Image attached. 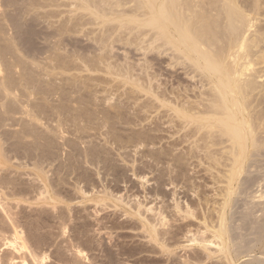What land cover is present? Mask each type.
I'll list each match as a JSON object with an SVG mask.
<instances>
[{
    "label": "bare ground",
    "instance_id": "1",
    "mask_svg": "<svg viewBox=\"0 0 264 264\" xmlns=\"http://www.w3.org/2000/svg\"><path fill=\"white\" fill-rule=\"evenodd\" d=\"M44 2L46 3V1ZM50 2H53V0L52 1L49 0V3ZM79 2H81L80 7L79 8L77 7V9H83L82 11H87L86 13L87 15H90L89 16L91 17L90 19H92V17L94 19L93 23H96L97 25H101V27L102 26L105 27V25H108L109 23H114L112 28H108L107 31L105 29V31L106 33L109 32L111 37L113 34L116 33L115 40L117 42L119 41V43L121 42V44L123 43V44L135 45L136 48L143 50L144 55H148L147 53L150 54V52L152 53V51H155V53L157 52V55L159 54L167 55L165 57L169 58L170 62H168V65H170V67L171 66H179V67L181 66L186 76L188 75L192 80H194V78L197 79V80L195 79L194 85L192 84L193 83L192 80H190L191 81L190 84H192L193 87H191L192 85L190 84H188L190 86H187V85L182 86L181 83L183 81L180 80L182 82H179L176 88L170 87L171 89H169V88L164 87L160 89V86L155 87L152 83L153 80L155 81L157 80L154 78L155 77L154 74L151 77L150 74L147 73L146 71V69L148 70V68H142L143 67L142 66L141 67L142 70L140 69V71L141 72L146 71V73L148 74L147 75L148 78L147 80H145L146 81L145 85H138L137 86L138 88L135 86L137 90L139 91V95H140V92H144V94L149 98L147 102L140 104L143 111H145V113L146 112L147 113L156 112L160 114L162 113V115L158 114L161 117L160 119L166 118V121L164 120V123L166 122L170 125L172 123V126H168V127L174 128L175 133L181 132L182 134L181 136L184 138V141H187V143L189 141L191 144V147H190V144L188 143L189 144L188 147H190L189 148L190 150L188 149L187 153H186V149L184 152L177 154L178 153L177 151H176L177 153L175 152L173 153V149L171 147H170L171 149L162 147L163 149H160L161 150L160 152L151 151L152 153H149L150 155L152 154L151 158L155 159L156 161L159 160V162L160 160L161 161L164 160L165 162H170V163L172 162L173 168L177 167L175 168V169H178L177 171L181 170L183 172V170L185 169V168L183 169L184 165H186V168H187V165L189 163V162L187 163L188 157H185V156H189V154H191V156L194 155L193 157H195L197 155L196 153L201 152L203 153V155L200 156L201 154L199 153L200 154V155L198 154L199 157H196V158L202 157V159H198L199 161L197 163L201 161L200 163L206 166L205 169H208L209 171L218 169L219 171L218 170L217 171L219 172V174L223 173L222 174L223 179L221 180V182H223L224 185L221 186L222 187L221 189L219 188L220 191L219 190L218 191L220 193L217 192L218 196L220 195L221 198L220 200H217V201L215 200L213 204L215 205L217 204V207H213V209H211L213 210V212H215V215L212 217V215L211 216L210 214L206 215L204 212L203 214L205 215L202 217L203 223H204L203 225H205V228L207 231H209V234L205 235L202 233L201 235L193 236L187 240L193 243L195 242L196 244L200 245V247L204 251V254L206 255V256L204 255L205 259L203 255L200 256L203 253V251L198 247L200 251H202V253L199 255L197 254L195 255L193 253L190 255L188 254L187 258L185 259L186 263L187 262L188 263L189 262L202 263L204 260H207L208 262L210 261L209 264H214V263L215 264H264V80L258 81L259 78H262L264 76L262 74L264 72V69L261 68L260 70L258 68H255L257 67V65L261 63L264 64V59H263L264 50L261 47V44L264 43V25L262 24V22L264 23V0H80ZM30 7L32 8L31 4H30ZM96 21H99V22H96ZM69 24L62 23V22L61 24H59L58 26L59 28L57 29L58 32L56 31L57 33H55L56 35H58L57 37L59 40H57L56 43H55L56 40L53 41L56 45L55 46L53 43L54 46L53 45L52 46L54 48L50 47L51 57H50V54L48 53L47 55L49 56H47V58L43 56L44 60L50 57V59L48 60H51L53 64H51L52 62L49 63L50 61H47V64L45 65H43V63H45L46 61L43 62L44 61L43 60L42 63H40V60L36 58L39 61L38 62L36 59L33 58L32 55H28L29 53H26L27 52L26 50L23 55V53L20 51L22 50L20 49L21 47L19 48V45L17 44L18 42L15 43L16 41H14V39H11L15 37H9L10 39L5 38V40L2 39L3 38L2 35L4 33L0 26V32H2V35L0 36V57H1L0 60H2V58L3 59L7 58L8 53L11 56L10 57L8 55V57L11 59V60L8 59V61L10 60V62H8L5 66L0 68L1 69L0 71H2L0 74V168L1 166L3 167L4 164L9 163L12 160V158L19 159L20 156L21 157L24 156L27 158V160L30 159L29 162L32 161L31 162L32 163L31 165L33 167L32 170L34 171V175H35L34 179L38 181V183L34 182L33 188L31 187L33 189L31 190V192L32 191L34 192V196L32 198L36 203L42 202L44 204V203H48L52 201L56 202L57 200H59L60 202H64V199H61V198L65 196L62 195V197L60 198L59 197L61 196L60 193H57L58 191L54 190L53 186H51L52 184L50 185V179H49L50 177H49V174H47L48 171H45V167L47 166L49 162H51L49 161L50 160L49 155H51L50 152L52 151L51 149L53 148L52 141H55V139L52 140V135L55 134L56 137L58 136L57 133H55V131L59 132V129L63 127V125L60 122H63L65 124L66 121L64 120H66L68 115H69L68 118L70 119L72 117L75 123H78V124L79 123L81 124V122L88 123L87 126L85 125L86 126L85 128H87V130L89 128V130L92 129V130H96L99 132V130L102 131L101 128H106L105 130H107L106 131L107 134H104V137L105 135L108 136L109 133H111L110 139H112L118 145L117 147L119 146L121 147L119 148V150H121L122 148H125V146L127 147L128 144L130 143L132 145L134 143L136 144V146H138V144H143L144 142L148 141L150 138V136L147 134L148 132L146 133L147 131L146 129H142V130H145L143 132H138L137 134L136 133L133 134L134 136L133 135L125 136L122 134H118V131L117 132L115 131L112 116L115 115V118L117 117V119L119 117L122 118L124 111L120 110V106L119 107L114 106L113 108L116 107L117 109L116 108H115L116 110L113 109L116 112L115 113L112 112L114 113V115L113 114L111 115L110 114L111 112L108 111V109H106L105 111V108L104 110L102 108L103 106L101 107L102 108L101 109L100 107H98L99 105H97V107L103 111V113L100 110L98 111L97 114H101V113L103 114V115L101 114V116L99 115L101 118L99 117L100 120L98 121L99 118L96 117V109L98 110V108L97 107L96 109L95 107L92 108L96 104H95V99H93L94 100L93 101L91 97H89V99L87 100L85 99L84 104L82 103V105L84 106L81 109L77 111L74 109L75 113H72L74 110L72 111L69 108H67L69 106L66 107L67 104L63 105L65 101H63V103H61L60 106L58 107L56 106L53 107L52 105L54 104L52 103H51L52 105L50 104L51 102V101L49 102L50 95L52 97V95H54L55 92L57 93V91L55 87H54L55 88V91H54V88L51 86L52 85L51 83L53 81L50 83L48 82L49 80H47V82H44L46 81V79L44 81L40 79L41 76L39 75L42 72H43L42 74H44L45 77L46 75H48L49 71H51L54 68H56V70L57 68L58 70L60 69L61 72L59 71V73H62V71L67 72L66 70L69 71L70 69L74 68L72 66L73 65L72 57L79 58L80 61H82L85 64V66L88 67V70L89 69H93V70L99 69L98 64L99 65L101 63L103 64L106 61V59H108L105 56L106 55L105 52H104V55L102 54L97 55L93 57L92 59H89V60L87 59V61L86 59L84 60L78 57L77 55H73V54L70 55L69 60H68L67 58L69 54L65 55L67 56L65 57L64 56L65 53L62 55L61 53L56 52L57 49H60V47L58 48V46L59 45L62 46L64 42V40L62 42V39H63L62 36L68 32L69 33L73 32V28L74 26H76V25H73V28H72ZM81 24L83 25V23ZM6 31L7 29L5 30V32ZM122 33L124 34V36ZM54 39H57V38L55 37ZM106 39H103L100 37L98 40L97 39L96 40L99 43L98 44L99 46L100 44H102V46H106L107 45ZM110 40L111 39L108 38L107 42H109ZM112 42L113 40L111 41V43ZM29 51H30V48H29ZM47 51L45 49L44 52H47ZM20 52L22 53V55ZM24 57L26 59L31 57V61L33 62L28 63L27 61H25ZM34 60L38 62L39 64L35 63ZM108 64H106L105 66H106L107 71L110 72L113 67L111 68V66ZM85 66H84V69H85ZM17 68H21V70H19L18 72ZM48 68H50L49 71L47 70ZM15 69H17L16 71L18 72V73L16 72L17 77L14 76ZM125 73L128 74L129 71L125 70ZM50 75L51 74H49L48 76ZM139 75H140V72H139ZM44 76L42 78H44ZM46 78L49 79L48 77ZM68 79L69 78H66L63 80H65V83H66V81L68 82ZM70 80H69L70 83L68 84L71 85L72 88H74L73 86L77 84V81L73 79L71 81ZM137 80L138 78L136 79V81ZM128 81H133V80L129 79ZM66 84L63 83V84H60L59 86L63 85V88H64L65 87L64 85ZM53 86H55V84ZM58 88L59 87H57V89ZM60 90L62 91L63 89L61 88ZM60 90L58 89V91ZM132 93H134V91ZM65 94L64 96L67 95ZM80 97L78 96V98ZM66 99L67 98H65L64 100ZM105 105L108 106L110 104L108 105L105 104ZM73 108H75V106ZM107 111L110 113H108ZM18 115L20 117H18ZM16 116L19 119H17ZM134 118L136 117L134 116ZM52 121H55L58 124V126L55 125L57 127L56 128L57 130H55L54 128H53L54 130L52 129L51 126L52 125L54 126ZM7 122H10V123L13 122L11 123L12 126L10 128H12L14 125L15 128L17 127V130L14 129L15 131H13L11 129L12 131L10 132L6 131V129L4 130L5 125L8 124ZM60 124L62 126H60ZM16 125H20L19 129H18V126ZM91 125H95V127H92ZM59 126L61 128H59ZM7 128H9V124ZM61 130L62 132L64 131L63 128ZM150 130L152 132V129ZM62 132H60V134ZM77 133H79V131ZM131 133H134V132H131ZM181 138H179L180 140H182L181 144L185 143L183 139ZM90 140L93 141L94 139L93 140L90 139ZM85 141L87 142V140ZM150 141H152V139ZM107 142L109 141H106V143ZM5 143H9V144H7V146L5 147L4 146ZM176 143L175 144L173 143V144L177 145ZM173 144H171L172 147H173ZM152 145H153V142H152ZM104 148L102 149V151H100L99 149H96V146L93 145L90 148H88L89 150H87V154L86 152L84 153L85 154L84 158L87 157L88 161L95 165H98V163L100 164V162L102 161L104 165L102 167H106L105 169L107 170L109 169V171L114 168L116 172L117 168H115L114 165L108 164L109 161L107 163L106 158H104V156L102 158V156L100 155V153L101 154L103 153V155H105L106 153L108 154V151L107 152L104 151ZM9 153L11 154L9 155ZM184 153H186L187 155ZM172 154H175V155H172ZM54 155L56 156L57 154H54ZM117 156H119V154ZM50 157H52V155ZM192 163L193 162H191L190 164ZM67 164L69 163H66V166ZM99 166L100 165H98V167ZM107 166H109V168ZM169 166L170 168H172L171 164L167 165L168 168ZM220 166L224 168L223 171H221L222 169L221 170L219 169ZM169 170H168V174H169ZM112 172L113 170L110 171V174H113ZM182 172L179 171L178 174ZM175 174L177 175V172H175ZM176 175L174 176L176 177ZM2 176H6V175H2ZM2 176H0V210L5 212L6 214L11 215V210L14 206H12V203L10 201L9 202L7 201L8 199L12 197L11 199L26 198L27 200H30L29 198L31 197H27L29 195L27 190H21L18 188L15 189L13 185L14 183L11 180H7L9 179L8 177L6 179V177L3 178ZM175 177L173 178L175 179ZM173 178L172 176H171V179L169 178L170 181L173 180L171 181L172 183H174V181L176 180V179L174 180ZM14 179L15 178L13 177V181L15 182L16 179L15 180ZM217 179H218L217 183L220 182L219 178ZM191 186L193 187L194 185H191ZM7 189L9 193H7L6 191ZM192 189H196V188H192ZM193 191L194 190H192V192ZM106 192H104L103 194H105ZM195 192L197 194V191ZM109 194H112V193H109ZM154 194L156 195V193ZM197 197L199 196L197 195ZM15 201H16V205L18 206L19 203L17 202V200ZM102 201H103V198L101 200V204H102ZM121 201H123V199H121ZM191 201L193 202L194 200H191ZM203 201L204 203L209 204V201H207V198H205ZM203 201L201 202V198H200V202L202 204H204ZM177 202H175L176 203L175 208L177 210H181ZM200 202H198V205L200 204ZM104 203L105 202L103 201V204ZM190 203L186 204L185 209H183V212L189 216L194 214L195 207L193 205L197 204L195 203L192 205ZM51 206L54 207V204H52ZM130 207L132 208V206ZM146 211L151 212L152 207L146 208ZM136 212L139 213L138 210ZM140 214H142V212ZM156 215L158 217L157 218L158 220L156 223L154 222L155 223L154 225L152 224L153 233L151 235L148 234V237L149 236L151 237L149 241L153 240V242L151 241V243H154V242L160 243V241L164 242L167 237L166 235L168 234L167 231L165 230L160 231V229L157 228L158 225L162 227L165 226V222L168 220V219L166 220L167 217L164 214V210H162L161 207H159L157 212L155 211V217ZM144 218H147V217L144 216ZM147 221L148 220H146V222ZM142 228L144 229V225ZM212 245L215 248H211ZM212 256L213 258L216 259L215 262H214L215 259L212 261ZM240 259H243V260H240ZM208 262H204V263H208Z\"/></svg>",
    "mask_w": 264,
    "mask_h": 264
},
{
    "label": "rangeland",
    "instance_id": "2",
    "mask_svg": "<svg viewBox=\"0 0 264 264\" xmlns=\"http://www.w3.org/2000/svg\"><path fill=\"white\" fill-rule=\"evenodd\" d=\"M44 1H46V3ZM50 1H52V0H50ZM79 1L80 0H53V2H50L51 3L50 4L49 0H4V1L0 0V4H1L0 5V26H1L3 33L5 34V35L4 34L2 35V32H0L1 33L0 36L2 35L3 38L2 37L1 38L4 40H5V38L15 37V38H11V39H14V41H16L15 43L18 42L17 44L19 45V48L21 47L20 49H22V50H20V51L23 53V55H24L25 50H26L27 51L26 53H29L28 55H32L34 59L37 58L38 60H40V63H42V61L44 60L43 58L44 57L47 58V56H49V55H47V53L50 54V52H51L50 47H53L55 45V43L57 42V40H59L57 37L58 35L55 34L58 32L57 29L59 28L58 27L59 24H61V22L67 23V24L72 22L69 24L72 28H73V25H76L73 28V32H70V33L68 32L62 36L63 37L62 42H63V40H64V42H63V44L61 42L62 46L59 45L60 43L58 42L59 43L58 48L60 47V49H57V51L55 49V51L58 53H61L62 55L65 53L64 56L69 54V56L67 58L68 60H69L70 55L73 54V55H77L78 57H80L84 60L86 59V61H87V59L88 60L92 59L93 57H95L97 55H100V54L104 55V52L106 53L105 56L108 59H106V61L104 62L105 64L104 63L103 64L101 63L100 65L98 64L99 69H94L96 71H94L93 69L88 70V67H86L85 64L82 61H80L79 58L72 57L73 60L72 59H70V60H72V64H73L72 66L74 68L70 69L69 71L66 70L68 73L65 71H62V73H59V71L61 72V70L60 69L58 70V68H57V70H56V68H54L55 70L52 69L53 71L52 70L49 71L50 68H48L47 69L49 71L48 75L51 74L50 76H52V77L45 74L46 77H48V78L50 77L49 79H47L44 76V74H42L43 73L42 72L39 75V76H41L40 79H42V81H44L46 79V81H44V82H47V80H49L48 82H50V83L53 81L51 83L52 84L51 86L53 88L55 87L56 91H57V93L55 92V94L52 95V97L50 95V97H49L51 99V100L49 99V102L51 101L50 104L51 103L54 104V105L51 104L53 107L54 106L58 107V106H60L61 103H63V101H65L66 103L64 102L65 104L63 103V105L67 104L66 107L69 106L67 108H69L72 111L74 109L77 111L84 106V105H82V103L84 104L85 99L87 100V99H89V97H91L92 100L95 99V104H96L92 108L95 107V109H96L97 105H99L98 107H100V108L103 106L102 107L103 110H104V108H105V111H106V109H108V111H110L111 113L108 111L107 112L110 113L111 115L112 114L114 115V113L116 112L113 110L116 107L115 108H113V107L114 106H118V107L120 106V110L124 111L122 118L119 117L117 119V117L115 118V115L112 116L114 118V119L112 118L114 123L112 121L111 122L114 124L115 131L116 132L118 131V134H122L125 136L126 135L131 136L135 133L137 134L138 132L145 131L142 129H146L147 130L146 133L148 132L147 134L150 136L152 141H150L151 139L149 138V140H148L149 142L148 141L144 142L143 143L144 145L137 143L139 147L136 146V144H134V143H133L134 146L130 143V144H128L127 147L125 146V148H122L121 150H119V148H121V147L120 146L117 147L118 145L112 139H110L111 133H109V135H108L109 137L107 135H105V137H104V134H107L106 133L107 130H105L106 128H101L102 131L99 130V132L96 130H92V129L89 130V128L87 130V128H85V127L87 126L88 123H86V122H81V124L75 123L74 119L72 117L70 119L68 118L69 117V115H68L67 116L68 120H67V118H66V120H64V121H66V123H65L66 125L63 122H60L63 125L62 128L64 131L62 132V130H61L62 128L60 127L62 125L60 124L59 128H61V129H59V132L55 131V133H57L58 136L56 137L55 134H53L54 136L52 135V140L55 139V141H52V144H53L52 147L53 148L51 149L52 151L50 152L52 157H50L51 155H49V158H50L49 161H51V162H49L47 164V166L45 167V171H48L47 174H49V177H50L49 178L50 179V185L52 184L51 186H53L54 190L58 191L57 193H60V195H61V196H59L60 198L62 197V195L65 196V197L61 198V199H64V202H60L59 200H57L56 202L52 201V202H48L49 204L48 203L43 204L42 202L36 203L33 200L32 197L34 196V192L33 191L31 192V190H33L32 188L34 186L33 185L34 182L38 183V181L36 179H34L35 175H34V171L32 170L33 169L32 165H31L32 161L29 162L30 159L27 160L26 157L22 156V157H24V158H22L20 156L19 159L18 158L17 159L12 158V160L9 163L4 164L3 167L1 166L0 176L6 175V176H2V177L3 178L6 177V179L8 177L9 179H7V180H11L14 183L13 185H14L15 189L18 188L21 190H27V192L29 194L27 197H31V198H29L30 200H27L26 198L11 199L12 197L10 199H8L7 201L8 202L10 201L12 203V206H14L11 210V215L6 214L5 212L0 210V264H168V263L169 264H189V263L190 264H209L210 261L208 262L207 260H204L202 263H193V262L192 263L191 262L186 263L185 259L187 258L188 254L190 255L193 253L195 255L196 254L199 255L203 251L199 244H196L195 242L193 243V242L187 241V240L193 236L201 235L202 233L205 235L209 234V231H207L205 228V225H203L204 223H203L202 217L205 214L206 215L210 214V216L212 215V217L215 215V212H213V210H211V209H213V207H217V204L215 205L213 203L215 202V200L217 201V200H220V198H221L220 195L218 196L217 192H219L220 191L219 188L221 189L222 188L221 186L224 185L223 182H221V180L223 179L222 178L223 173L219 174L218 169H217L218 171L216 169L210 170V171L208 169H205L206 166L204 164L200 163L201 161L199 163H197L199 161L198 159H202V157L196 158V157H199L198 154L200 153L201 154V155L199 154L200 156L203 155V153L198 152V151H197L198 153H196L197 155L195 157H193L194 155L191 156V154H189V156H191V157L185 156V157H188L189 160L187 159V163L188 162L189 163L187 165V168H186V165H184L183 169L184 168L185 169L184 170L182 169L183 172L181 170H179L180 172H182L179 174H178L179 171H177L178 169H175L177 167H174V168L172 167V162L171 163L165 162L164 160L163 161L160 160V162H159V160L156 161L155 159L151 158L152 154L150 155L149 153H152L153 151L154 152H157V151L160 152L161 151L160 149L170 148V147L173 149V153L178 152L177 154H179V153L184 152L185 149H186V153H187L188 149L191 147V144L188 141V143L190 144V147H188L189 144L187 143V141H184V138L181 136L182 135L181 132L175 133L174 128L168 127V126H172V123H171V125L166 123V122L164 123V120L166 121V118L160 119L161 117L158 115L160 113H156V112H152V113L146 112L145 113V111H143V109L141 108L140 104L147 102L149 100V98L144 94V92H140V95H139V91L137 90L138 85H145V82H146L145 80H147V78H148L147 73H149L151 77L154 74V76H155L154 78L157 80L156 81L153 80L152 83L155 87L160 86V89H162L164 87L169 88V89L176 88L178 86L177 84H179V82H182V81H183L181 83L182 86H184V85L190 86L192 84L194 85L196 78H194V80H192L188 75L186 76L184 74L185 72L181 68V66L180 67L179 66H171L170 67V65H168V62H170L169 58L165 57L167 55H160L159 53H158L159 55H157V52L155 53V51H152V53L150 52V54L147 53L148 55H144L143 50L136 48L135 45L123 44V43L121 44V42L120 43H119V41L117 42L115 40L116 33L113 34L112 37L110 36L109 32L106 33L107 29L112 28L114 23H109L108 25H105V27H103V26L101 27V25H97L96 23H93L94 19H93V17H92L93 20L90 19L91 17H89L90 15H87V13H86L87 11H82L83 9H77V7L78 8L80 7L81 2H79ZM36 3H38V4H36ZM6 4H8V5H6ZM26 4H28L29 6ZM30 4H31L32 8L30 7ZM33 6H34V8H33ZM32 11H33V13H32ZM2 12H3V14H2ZM4 12H5V14H4ZM28 13H30V14H28ZM3 20H5V21H3ZM8 20L10 23L8 22ZM96 22H99V21H96ZM81 23H83V25ZM3 24H5V25H3ZM110 24H112V25H110ZM262 24L264 25L263 22H262ZM7 25H8V27H7ZM6 29H7V31L5 32ZM105 29H106V31H105ZM97 31H98V33H97ZM30 32H32V33H30ZM102 32H104V33H102ZM21 34H23V35H21ZM53 34L56 36H54ZM123 36H124V34H123ZM53 37L54 38L56 37L57 39H54ZM100 37L103 39L107 38L106 39L107 41H108V38H110L111 40L109 42L106 41V43H107V45L105 44L106 46H102V44H100V46H99L98 45L99 43L97 42V40ZM17 38H19V39H17ZM45 38H46V40H45ZM31 39H32V41H31ZM112 40H113V42L111 43ZM53 41H55V43ZM48 43H50V44H48ZM53 43H54V45H53ZM109 44L111 45V47ZM100 47L102 48V50ZM261 47L264 50V43L261 44ZM29 48H30V51H29ZM45 49H46V51L47 50H49V51L44 52ZM64 50H66V51H64ZM52 51H53V49H52ZM22 53H21V55H22ZM58 53H56V54H58ZM153 53H155V54H153ZM8 55H9V53H8ZM8 55H7V58H4V59L2 58V60H0V68L5 66L8 62H10L11 59L8 57ZM37 55H39V56H37ZM50 57H51V54H50ZM50 57H48V59H50ZM65 57H67V56H65ZM29 58H30V60H29ZM29 58L26 59L24 57L25 61H27L28 63L33 62V61H31V57H29ZM0 59H1V57H0ZM8 59H10V60L8 61ZM48 59L43 61V62L46 61L45 63H43V65L47 64V61H50L49 63L52 62L51 60H48ZM108 60H110V61H108ZM4 62H6V63H4ZM38 62L35 61V63L39 64ZM70 63H71V61H70ZM51 64H53V62ZM82 64L85 66V69H84V66ZM106 64L110 65L111 68L113 67L111 69V71H113V72L110 71L111 72L110 73L107 71L106 66H105ZM127 65H128V67H127ZM114 67H116V68H114ZM124 67L127 69H125ZM141 67L142 68H148V70L146 69L147 73H146V71L141 72L140 71ZM255 68H258L260 70H261V68L264 69V64L261 63V64L257 65V67H255ZM17 69L14 70V73H15L14 76L15 77H17L16 74L19 72V70H21V68H17ZM124 69L129 71V73L128 74L125 73ZM1 72L2 71H0V74H1ZM50 72H52V73H50ZM139 72H140V75H139ZM262 74L264 75V72ZM42 75L44 76V78H42L43 77ZM130 75H131V77H130ZM66 78H69L68 82L66 81L67 84L65 83V80H63ZM137 78H138V80L136 81ZM70 79L77 81V84L75 85L76 87L73 86L74 88H72L71 85L68 84V83H70L69 82ZM129 79H132L133 81H128ZM180 80H182V81H180ZM190 80H192V82H193L192 84H190L191 83ZM263 80H264V76L262 78L258 79V81H263ZM63 83L66 84V85H64L65 86L64 88H63V85L59 86L60 84H63ZM54 84H55V86H53ZM188 84H190V85H188ZM193 85L191 87H193ZM57 87H59L58 88L59 90L62 88L63 92L61 90L58 91ZM55 88H54V91H55ZM83 90H84V92H83ZM127 90H128V92H127ZM54 91H53V93H54ZM133 91H134V93H132ZM65 92L67 95L65 94ZM110 92H111V94H110ZM64 94L66 96H64ZM80 95H81V97H80ZM144 95H145V97H144ZM58 96L59 97L62 96V97L59 98ZM72 96H73V98H72ZM78 96L80 98H78ZM108 97H109V99H108ZM65 98H67L69 100H67V99L64 100ZM58 103H59V105H58ZM112 103L115 105H113ZM105 104H107V105L110 104V105L106 106ZM73 105L75 106V108H73L74 107ZM139 107H140V109H139ZM101 109H99V108H98V110L96 109V117H98V118L103 113V111ZM75 110L72 113H75ZM99 110L102 111V113L99 112L101 114H97ZM112 112H114V113H112ZM124 114H126V115H124ZM54 115H56V114H54ZM160 115H162V113ZM134 116L136 118H134ZM18 117H20V116L18 115ZM18 117L16 116L17 119H19ZM150 117L153 119H151ZM156 117H158V118H156ZM55 118H56V116H55ZM100 118L98 119V121L100 120ZM55 121H52L54 126L55 125L58 126V124L56 123L57 121L56 122ZM141 121H142V123H141ZM119 122L121 123V125ZM7 123L9 124V128H7L8 127V124H7V125H5L4 130L6 129V131H9V132L12 130L13 131L17 130V127L15 128L14 125L12 128H10L12 126L11 123H13V122H11V123L7 122ZM67 124H68V126H67ZM113 124H112V126H113ZM73 125H75V126H73ZM16 126H18V129H19L20 125H16ZM54 126L53 125L51 126L52 129L54 128L55 130H57L56 129L57 127L56 126L54 127ZM91 126L95 127V125H91ZM78 127H79V129H78ZM148 129H149V131H148ZM150 129H152V132ZM78 131H79V133H77ZM60 132H62L61 133L62 135L60 134ZM131 132H134V133H131ZM179 135H180V137H179ZM179 138L183 139V141L185 143L181 144L182 140H180ZM90 139H92V140L94 139L93 140L94 142L91 141ZM85 140H87V142ZM97 140H99V141H97ZM106 141H109V142L106 143ZM110 141H111V143H110ZM7 142H9V141H7ZM152 142H153V145H152ZM103 143H105V144H103ZM173 143L174 144L176 143L177 145H174ZM7 144H9V143H5L4 146L6 147ZM87 144H88V146H87ZM149 144H151V145H149ZM171 144H173V147ZM54 145H55V147H54ZM93 145L96 146V149H99L100 151H102V149L105 147L104 151H106V152L108 151V154L106 153L105 154L106 156H105V155H103V153L102 154L100 153V155L102 156V158H103V156H104V158H106L107 163L109 161L108 164L114 165L115 168H117L116 172L113 168V169H111V170H113V172H112L113 174H110L111 170L109 171V169L108 170L105 169L106 167H102V166H104L102 161L100 162V164L98 163V165H100L98 167V165L90 163L88 161L87 157L84 158V156H85L84 153L86 152V154H87V150H89L88 148H90ZM102 146H104V147H102ZM116 147H117V149H116ZM180 147L182 148V150ZM133 148H134V150H133ZM146 152H148V153H146ZM186 153H184V154H186ZM10 154L11 153H9V155ZM54 154H57V155L55 156ZM118 154H119V156H117ZM172 155H175V154H172ZM107 158H109V159H107ZM111 162H112V164H111ZM164 162L166 165L164 164ZM191 162H193V163L190 164ZM66 163H69V164H67V166H66ZM75 163L78 165H76ZM167 163L169 165L171 164V167L173 169L170 168V166L168 168ZM187 163H185V164H187ZM89 164H91V165H89ZM94 165H95V167H94ZM132 166L134 167V169ZM81 167L84 171L81 169ZM107 167L109 168V166H107ZM220 167H219V169L220 170L222 169L221 171H223L224 168L222 166H220ZM141 169H142V171H141ZM4 170H5V172H4ZM168 170H169V174H168ZM99 171L101 172V174ZM174 171L177 172V175L175 174ZM1 172H2V174H1ZM114 173H115V175H114ZM132 173H134V174H132ZM92 174H93V176H92ZM174 175H176V177ZM12 176L16 179V180L14 179L15 182L13 181ZM171 176H172V178L175 177L176 180L174 178L173 179L176 182L174 181V183H172L171 181H173V180H171V181L169 180V178L171 179ZM81 177H83V178H81ZM98 177H99V179H98ZM10 178H12V179H10ZM60 178H62V179H60ZM84 178H85V180H84ZM91 178H92V180H91ZM217 178H219V180H220V182H218V183H217V181H218ZM157 179L159 180V182ZM190 180H191V182H190ZM56 181H58V182H56ZM90 181H91V183H90ZM155 183H156V185H155ZM74 185H76V186H74ZM191 185H194V186L192 187ZM198 185H199V187H198ZM190 187H191V189L192 188H196V189H192V190H194L192 192ZM109 189H111V190H109ZM6 191H7V193H9L8 189ZM103 191L104 192L107 191V192L105 194H103L104 193ZM135 191H136V193H135ZM195 191H197V194ZM108 192L112 193V194H109ZM154 193H156V195ZM109 195H111V196H109ZM149 195H151V196H149ZM154 195H155V197H154ZM197 195L199 197H197ZM99 197L100 198L102 197L103 201L107 205L105 203H104L105 204L104 205L103 201H102V204H103L102 205L101 204L102 198L100 199ZM124 197H126V198H124ZM118 198H120V199H118ZM200 198H201V202L205 198H207V201H209V204L204 203V201H203L204 204H202L200 202ZM121 199H123V201H121ZM15 200H17V202L19 203V204L17 203L18 206L16 205ZM191 200H194V201L192 202ZM134 201H135V203H134ZM175 202H177L179 204L182 211L177 210L175 208V206H176ZM184 202H185V204H184ZM198 202H200L199 205H198ZM189 203L192 205L197 203V204H195L197 207L195 205H193L195 207V210H194L195 212L191 216L186 215L183 212V209H185L186 204H189ZM52 204H54V207L51 206ZM160 204H161V206H160ZM129 205L132 206V208ZM199 206H201V207H199ZM151 207H152V211L154 210L153 212L152 211L151 212L146 211V208H151ZM159 207H161L162 210H164V214L167 217L166 220L167 219L168 220L165 222V226L162 227V226L158 225L159 227L157 226V228L160 229V231L165 230V231H167L168 234H170V235L167 234L166 235L167 237L165 236L166 237V240H165L166 243H165V241L164 242L160 241L161 244L159 242L151 243V241L153 242V240L149 241V239L151 237L150 236L148 237V234L151 235L153 233L152 232V224L154 225L158 220L157 215L155 217V211L157 212ZM114 209H115V211H114ZM137 210L139 213L136 212ZM201 211H203V212H201ZM141 212H142V214H140ZM204 212H205V214H203ZM207 212H209V213H207ZM139 214H140V216H139ZM144 216L147 217L148 219L144 218ZM192 216H194V217H192ZM184 218H186V219H184ZM146 220H148V221L146 222ZM150 221H152V222H150ZM150 223H151V225H150ZM141 225H142V227L144 225L145 230L141 227ZM189 230H190V232H189ZM198 233H200V234H198ZM166 245H168L169 247ZM198 247L202 251H200V249ZM211 248H215V247L212 245ZM202 255L205 259L206 255L204 254V251L200 256H202ZM214 259L215 258H213V256H212V261ZM243 259H245V258H243ZM243 259H240V260H243ZM240 260H239V262H240ZM215 261H216V259L214 260V262ZM204 262H208V263H204Z\"/></svg>",
    "mask_w": 264,
    "mask_h": 264
}]
</instances>
